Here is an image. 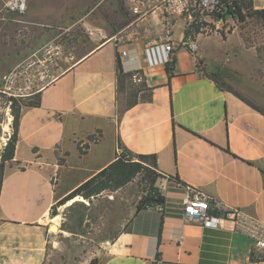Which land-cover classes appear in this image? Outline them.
<instances>
[{
	"label": "crops",
	"instance_id": "0c3cea01",
	"mask_svg": "<svg viewBox=\"0 0 264 264\" xmlns=\"http://www.w3.org/2000/svg\"><path fill=\"white\" fill-rule=\"evenodd\" d=\"M27 1L12 27L26 29L30 41L11 69L45 59L46 81L22 99L30 103L20 105L13 156L3 167L0 264H44L51 208L107 168L118 150L155 155L164 209L135 208L96 264H264V253L231 223L214 228L182 217L191 185L264 223V114L236 94L247 83L263 88L264 61L256 50L230 30L198 35L191 53L180 46L186 21L169 16L168 0H124L132 18L113 31L99 4L85 0L71 9L75 18L64 28L70 40L43 42L61 28L67 8L54 0L57 10L51 5L32 16ZM251 2L264 8V0ZM167 34L175 59L170 73L164 63L149 64L145 52ZM210 39L216 48L207 47ZM117 57L123 72L140 77H131L137 93L129 107L122 103L129 83L118 79ZM211 63L231 87L210 77ZM12 121L8 112L3 146Z\"/></svg>",
	"mask_w": 264,
	"mask_h": 264
},
{
	"label": "rangeland",
	"instance_id": "374dc122",
	"mask_svg": "<svg viewBox=\"0 0 264 264\" xmlns=\"http://www.w3.org/2000/svg\"><path fill=\"white\" fill-rule=\"evenodd\" d=\"M96 1L94 0V4H99V12L106 17L112 27L110 31L121 28L131 20L132 17L124 0ZM5 2L6 0L3 4L1 3L3 7L0 8V76L11 69L14 59L26 50L24 47H27L30 41L26 29L12 27V23L20 19L21 14L7 12L4 8ZM57 2L54 3V0H31L29 13L33 16L47 11L48 7L56 6ZM81 3L85 5V0H69L68 2L63 0L62 7L67 9L62 12L61 28L56 29L52 34H45L40 41L47 42L51 38L60 42L69 41V34L64 31V28L75 18L76 12L71 9ZM57 9L58 6L55 10ZM51 10L53 11V9ZM243 11L250 13L251 10L244 8ZM247 15L244 21L238 20L235 26L229 22L228 31L239 32L245 45L253 47L256 52L258 50L260 54L257 52L258 58L264 61V17ZM211 27L214 26L211 25ZM206 43L209 48L217 47L216 40L210 39ZM208 72L211 71L208 70ZM217 82L223 87H231L230 83L220 76ZM262 84L263 88L260 90L253 83H247V90L238 94L250 104L264 110V81ZM127 89L128 91L122 94L123 104L130 98L133 99L137 93V88L134 86H128ZM12 109L4 101L0 102V166L2 164L1 156L6 147V144L2 145L6 136L4 134L5 121L8 112L14 116ZM120 160L127 162V167L130 170L135 168L132 162H138L134 155L129 157L122 155ZM147 162L149 163V161ZM157 177L158 174L152 168L148 170L142 167L139 172L132 174L128 181L123 182L115 175V169H110L90 189L88 197L77 195L64 204L56 205L53 211L54 215L50 214L49 216L50 219L59 217L56 231H51L48 218L46 222L47 256L44 264L89 263L123 230L138 201L147 194L149 189L157 188L154 184Z\"/></svg>",
	"mask_w": 264,
	"mask_h": 264
},
{
	"label": "built area",
	"instance_id": "2783aa9c",
	"mask_svg": "<svg viewBox=\"0 0 264 264\" xmlns=\"http://www.w3.org/2000/svg\"><path fill=\"white\" fill-rule=\"evenodd\" d=\"M236 0H168L166 5L170 17H183L186 21L185 35L180 46L195 54L198 50V35H209L213 32L228 31L229 22L236 25L238 19L235 12ZM4 8L7 12L23 14L27 9V0H6ZM230 11V12H229ZM214 26V27H211ZM146 48L149 64L168 63L174 57L173 44L168 39ZM54 55L59 53L58 46L53 47ZM46 55H53L47 49ZM47 57V59L50 58ZM39 60H26L0 76V102L11 107L13 99H23L38 91L46 81V69ZM134 81L140 77L135 73ZM122 158L118 150L116 159ZM158 193L160 191L158 190ZM146 207L163 211V204L156 203ZM182 217L187 222H197L207 227H221L231 223L234 230L248 236L253 241L257 252L264 253V223L246 213L239 207H229L212 195L191 185H186L182 199Z\"/></svg>",
	"mask_w": 264,
	"mask_h": 264
},
{
	"label": "trees",
	"instance_id": "16d2710c",
	"mask_svg": "<svg viewBox=\"0 0 264 264\" xmlns=\"http://www.w3.org/2000/svg\"><path fill=\"white\" fill-rule=\"evenodd\" d=\"M235 4V12L237 14V19L240 21H244L245 18L248 16L247 14H252V15H259L264 17V8L262 9H253L252 8V2L251 0H236L234 2ZM244 8L250 9V13H244ZM230 12V11H229ZM258 54L259 51L257 50ZM260 55V54H259ZM260 57V56H259ZM118 59V57H117ZM175 66V59L173 57V59L165 64V69L167 71V73H170ZM117 71H118V79L119 81L122 80H128L129 85L128 86H132L131 85V77H132V73H125L123 72L121 65H120V61L119 59L117 60ZM210 77L212 79H214L216 82L218 81V77H219V72H210L209 73ZM132 94V93H131ZM241 99H243L238 93H236ZM130 98L129 100L126 101V107H129L135 100V98L133 97V99ZM245 102H247L245 99H243ZM28 104L30 103V101H26L23 102V100L19 99H13L11 107L12 112H13V121H12V133L11 136L9 137L7 143H6V147L5 150L1 156V160H2V164L0 166V183H1V178H2V172H3V167L6 161L11 160L12 156H13V149L15 147V142H16V138H17V126H18V116H19V109H20V105L21 104ZM34 104H39L38 101H35ZM247 104H249L251 107H253L254 109L260 111L261 113L264 114V110L257 108L256 106L250 104L249 102H247ZM119 109V113H120ZM122 155L123 156H130L132 154L128 153V152H124L122 151ZM136 156L138 162H132V165L135 167L133 170H130L127 166V162H124L120 159H116L115 161H113L107 168L103 169L102 171H100L98 174L92 176L91 178L87 179L86 181H84L83 183H81L79 186H77L75 189H73L70 193H68L66 196H64L63 198H61L58 202L57 205L60 204H64L66 201L75 198L77 195H82L85 197L89 196V191L90 189L96 185L98 182V179L103 176L108 170L110 169H115V175L117 176V178L120 181L126 182L130 179L131 175L139 172L140 169L142 167H145L146 169L149 170V168L155 167L156 166V158L155 155H143V154H139V155H134ZM149 161V163L147 162ZM153 170V168H152ZM156 203H164V197L158 193L157 188H151L148 190L147 194L142 197L138 203L136 204V211L145 208L147 205H151V204H156ZM55 206H53L50 210V214L54 215L53 211H54ZM97 259L94 258L92 260L89 261L88 264H96Z\"/></svg>",
	"mask_w": 264,
	"mask_h": 264
},
{
	"label": "bare ground",
	"instance_id": "6f19581e",
	"mask_svg": "<svg viewBox=\"0 0 264 264\" xmlns=\"http://www.w3.org/2000/svg\"><path fill=\"white\" fill-rule=\"evenodd\" d=\"M6 129H7V125H5L4 131H7ZM58 220H59L58 216L49 219L51 231H56ZM46 222H47V220H46Z\"/></svg>",
	"mask_w": 264,
	"mask_h": 264
},
{
	"label": "water",
	"instance_id": "95a60500",
	"mask_svg": "<svg viewBox=\"0 0 264 264\" xmlns=\"http://www.w3.org/2000/svg\"><path fill=\"white\" fill-rule=\"evenodd\" d=\"M210 71L211 72H218L219 71V68L216 66V65H214V64H210Z\"/></svg>",
	"mask_w": 264,
	"mask_h": 264
}]
</instances>
